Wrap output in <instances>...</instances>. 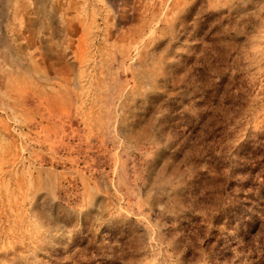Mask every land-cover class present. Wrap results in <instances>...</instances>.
Returning <instances> with one entry per match:
<instances>
[{"label":"rangeland","instance_id":"obj_1","mask_svg":"<svg viewBox=\"0 0 264 264\" xmlns=\"http://www.w3.org/2000/svg\"><path fill=\"white\" fill-rule=\"evenodd\" d=\"M0 264H264V0H0Z\"/></svg>","mask_w":264,"mask_h":264}]
</instances>
